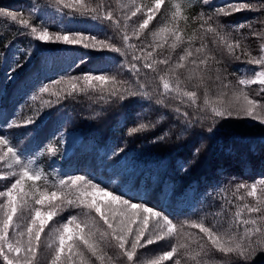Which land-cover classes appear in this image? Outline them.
Wrapping results in <instances>:
<instances>
[{
  "label": "snow or ice",
  "instance_id": "obj_1",
  "mask_svg": "<svg viewBox=\"0 0 264 264\" xmlns=\"http://www.w3.org/2000/svg\"><path fill=\"white\" fill-rule=\"evenodd\" d=\"M197 2L212 7V12L186 15ZM162 5L168 15L151 33V43H131L133 37L141 39L157 13L164 15ZM43 7L54 14L39 15L43 9L35 5L27 13L0 8V17L15 24L18 35L28 37V44L12 54L5 79L14 83L21 70L35 64L17 86L27 95L25 104L45 94L54 97L33 107L28 116L22 115L24 106H20L6 121L7 127L38 133L53 109L84 96L120 107L147 103L149 107L142 108L126 128L127 138L153 130L165 119H146L153 106L170 110L172 126L153 143L174 136L190 144L194 138L199 141L191 149L194 159L208 148L204 138L215 139L226 121H249L250 127L264 128V28L257 31L253 21L220 23L221 18L240 12H264V0H233L219 7L213 0H175L170 9L166 0H151V6L129 0L120 7H113L111 0H47ZM133 17L140 22L130 36L127 28ZM80 18L92 21L98 30H74L72 24ZM181 21L197 25L191 35L181 28ZM258 22L264 25V19ZM249 36L261 41L258 55H252L244 43ZM226 60L259 70L247 76L241 69L233 84ZM0 61L8 63L7 55H0ZM124 72L133 79H122ZM151 81H159L162 92L152 88ZM254 84L259 88L250 96L245 89ZM5 94L0 89V97ZM65 135L71 133H60V144ZM60 144L49 141L37 155H47L55 163L62 155ZM126 148L127 141L111 156L120 157ZM0 162L8 169L0 179L10 181L0 190V264H252L258 253H264V176L251 183L221 185L216 190L219 195L213 197L221 200L218 212H204L205 197L199 208L190 210L203 215L175 220L178 210L152 203L136 185H129L127 174L120 173L124 178L117 182L111 177L98 180L91 173L61 176L54 168L48 172L35 156L25 155L2 134ZM180 167L187 171L183 163ZM228 191L231 198L222 195ZM64 214L63 223H57ZM209 215L216 218L211 223ZM193 229L198 230L195 238ZM162 241L169 242L170 250L145 261L141 250Z\"/></svg>",
  "mask_w": 264,
  "mask_h": 264
},
{
  "label": "trees",
  "instance_id": "obj_2",
  "mask_svg": "<svg viewBox=\"0 0 264 264\" xmlns=\"http://www.w3.org/2000/svg\"><path fill=\"white\" fill-rule=\"evenodd\" d=\"M111 2L113 7L129 4V0H120L119 4L117 0H111ZM137 2L142 6H151V0H137ZM174 2L175 0H166L169 9ZM230 2L233 0H213L218 7ZM246 2L258 3L259 0H246ZM45 3L47 0H0V8L27 13L30 6L35 5L38 9H43L38 12L39 15L50 17L54 13L50 8L43 7ZM161 9L164 15L157 13L141 39L133 37L131 43L137 45L151 43V33L165 22V17L168 15L164 5ZM212 10V7H202V3L197 2L191 12L186 15L195 16L200 11L211 13ZM261 19H264V12L245 11L231 17L221 18L220 23L238 25L245 21H253L255 29L259 31L264 28V25L258 22ZM139 22L140 20L136 17L131 19L127 28L130 36ZM34 23H39V21L34 18ZM195 27L197 25L192 21H189L187 25L181 21V28L186 29L187 35H191ZM72 28L74 30H98L97 26L87 18H80L72 24ZM243 32L249 35L247 28L243 29ZM17 33L18 27L15 24L5 17H0V55L6 54L8 57V63L0 61V89H4L6 93L0 97V134L10 138L13 146L23 151L25 155L35 156L38 164L45 171L51 172L54 168L61 176L91 173L98 180L107 181L111 177L117 182L124 178L120 173L127 174L129 185H136L138 191L146 193L152 203L162 202L178 210L179 214L174 217L175 220L197 219L203 215L204 213L201 212L193 215L190 210L199 208L205 197H207V207L204 208V212L209 214L218 212L221 200L213 199V197L219 195L216 190L221 185H228L229 181L251 183L264 176V128L250 127L249 121L224 122L215 139L204 138L208 148L201 153L198 159H194L191 151L193 147L199 145V141L194 138H190V144L185 141L178 142L174 136L164 142L153 143L154 137L168 130L174 122L170 110L165 108L157 109L153 106L146 114V119L151 120H156L160 116L165 117L155 129L132 138L125 136L126 128L136 119L137 113L141 112L142 108L149 107L147 103H144L142 107L140 104H127L120 107L94 103L89 98L81 96L76 101L68 100L63 107L57 106L53 109L51 118H45L38 133L31 128L7 127L6 121L12 119L20 106H24L22 115L28 116L31 115L33 107L38 108L43 103L38 99L32 104H25L27 95L17 88L33 70L35 64H29L21 70L14 83H8L5 79V71L11 63L12 54L18 48L28 44V37ZM108 34L112 35V32ZM116 42H120L119 37ZM244 43L252 50V55L259 54L261 41L256 37L249 36ZM6 44L10 46L5 48ZM137 54H139V49H137ZM224 66L227 68V73L231 74L233 84H236L237 79L242 75L241 69H246L247 76H253L254 72L259 70V66L245 65L238 61L226 60ZM76 74L73 73V75ZM48 75L54 78L55 72H49ZM121 78L133 79L128 72H124ZM150 83L152 88L162 92V85L159 81ZM258 88L259 85L254 84L245 90L249 91L251 96ZM48 98L54 99V97ZM173 103H178V101H173ZM61 117L63 119H60ZM28 132H32V136L26 135ZM62 132L71 133V135H65L64 143L60 144V133ZM49 141L60 144L61 147L62 155L55 158V163L47 155H37ZM125 141H127L125 152L120 157L113 158L112 150L121 147ZM181 163L187 171L181 169ZM3 164L5 171H8L5 162ZM9 184L10 181L5 180V183L0 185V190ZM222 195L231 198L232 193L228 191ZM233 211H235L234 208ZM66 217L67 214H64L57 218V223H63ZM214 219H216L214 216H208L209 223ZM191 231L195 238L198 230ZM170 247L167 241L148 246L147 249L141 250L142 258L145 261L150 260L170 250ZM252 264H264V253H258Z\"/></svg>",
  "mask_w": 264,
  "mask_h": 264
},
{
  "label": "rangeland",
  "instance_id": "obj_3",
  "mask_svg": "<svg viewBox=\"0 0 264 264\" xmlns=\"http://www.w3.org/2000/svg\"><path fill=\"white\" fill-rule=\"evenodd\" d=\"M55 89H52V91H54ZM49 96L47 94H45L42 99H40L41 102H43L44 100H50L48 98ZM6 172L5 171V165L3 164V162H0V173ZM5 180L0 179V185L4 184Z\"/></svg>",
  "mask_w": 264,
  "mask_h": 264
}]
</instances>
